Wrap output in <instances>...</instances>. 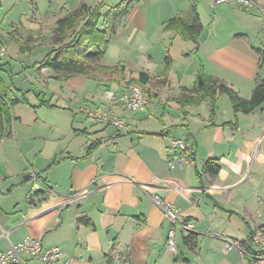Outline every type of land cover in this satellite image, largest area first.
<instances>
[{"label":"crops","instance_id":"0c3cea01","mask_svg":"<svg viewBox=\"0 0 264 264\" xmlns=\"http://www.w3.org/2000/svg\"><path fill=\"white\" fill-rule=\"evenodd\" d=\"M128 1L129 12L103 62L121 64L133 78L148 74L150 105L132 114L110 104L108 93L124 91L115 78L108 82L102 76L99 82L80 76L62 83L49 70L33 67L42 60L24 68V86L13 82L20 92L12 91L10 98L27 104L12 107V135L0 142V253L31 238L61 249L63 256L54 264H172L178 251H167L171 225L155 196L194 225L204 224L203 214L212 227L208 216L218 217L219 208L253 223L250 236L263 223L264 104L236 114L230 98L220 95L211 121L207 102L186 106L185 116L175 99L183 88L193 89L201 67L250 99L258 74L264 79V20L235 8H214L215 0ZM84 2L92 5L78 4ZM193 5L203 26L198 44L165 30ZM69 11L64 6L57 20ZM0 66V79L9 87L8 63ZM42 101L69 110L71 124L60 122L55 112L57 124L46 121L49 110ZM89 113L123 118L126 132ZM171 139L186 140L190 151L171 152ZM208 161L220 167L218 176L204 173ZM208 203L214 206L206 215L201 208ZM179 231L184 244L189 233L194 235L197 245L185 247L196 252L202 233ZM212 231L206 230L225 237Z\"/></svg>","mask_w":264,"mask_h":264},{"label":"trees","instance_id":"16d2710c","mask_svg":"<svg viewBox=\"0 0 264 264\" xmlns=\"http://www.w3.org/2000/svg\"><path fill=\"white\" fill-rule=\"evenodd\" d=\"M1 1V0H0ZM131 2L121 1L118 5L109 8L105 13V2L102 1L94 6L86 3H80L76 8L67 12L58 19L53 36L48 40L51 45V51L40 62L33 67L39 70H49L57 80L66 81L75 76H84L95 81H102V76L107 78L108 82H114L111 79V73L120 74L126 77L125 68L121 64L110 67L104 64L106 49L111 42L112 36L117 32L118 27L127 16ZM203 26L199 13L193 5L188 11L180 16L170 20L166 31H177L180 35L195 44H198L199 36ZM41 41H46L41 35L38 37ZM33 49L30 41L20 45L22 53ZM166 68L170 67V58L166 57ZM264 65V61L262 66ZM0 72L1 66H0ZM151 77L146 73L138 74L137 78H129L127 84H134L145 88L150 82ZM12 91L20 92L13 84L6 87L0 79V142L4 138L12 135V107L20 102L27 104L22 99L10 98ZM220 95H227L236 114H250L255 109L264 104V79L258 74L254 90L250 99L242 98L235 90L229 87L225 82L209 77L201 67L193 89L183 88L181 94L175 99V102L181 107L184 115V108L188 105H200L207 102L210 109V120L213 121L218 113V99ZM40 106L54 108L50 102H41ZM95 147V144L88 148V153ZM204 173H209L213 178L218 176L220 167L213 161H208L204 165ZM37 194V193H36ZM88 224V220L82 218L79 220ZM252 235V234H251ZM195 237L192 233L184 238L186 245H193ZM244 251V257H262L264 253L255 254L251 245V236L240 243Z\"/></svg>","mask_w":264,"mask_h":264},{"label":"rangeland","instance_id":"374dc122","mask_svg":"<svg viewBox=\"0 0 264 264\" xmlns=\"http://www.w3.org/2000/svg\"><path fill=\"white\" fill-rule=\"evenodd\" d=\"M81 0H1L0 1V45L5 47L4 56H0V65L8 63L7 71L9 80L6 82L11 85L12 82L15 86L19 84L24 86L22 82L25 79L24 68L33 64L34 61L43 60L45 56L51 51V45L48 40L51 39V33L54 26L56 27L57 18L61 13L64 6L72 10L76 8ZM92 1V5L98 4L102 1L105 2L106 8H111L121 2L116 0H87ZM88 3V2H84ZM110 6V7H108ZM219 7V6H218ZM223 7H230L223 5ZM105 8V9H106ZM232 8V7H230ZM238 9V8H235ZM240 10V9H238ZM246 14H254L257 17L259 15L254 12H247L241 10ZM262 19L261 17H259ZM264 20V18L262 19ZM40 35L46 39V41H41L38 37ZM30 41L33 49L31 51H26L22 53L20 51V45L25 44ZM1 73V72H0ZM132 74L126 75L122 78L120 74L111 73V79L115 78L118 84H127L129 78ZM80 77V76H75ZM78 79V78H75ZM123 79V80H122ZM119 80V81H118ZM67 81V80H66ZM64 83V81H61ZM122 82V83H121ZM22 83V84H21ZM83 88V84L79 89ZM37 89V88H36ZM146 89V88H145ZM147 90V89H146ZM113 93H108V95ZM107 95V97H108ZM110 99H108L109 101ZM24 103V102H20ZM110 104H113L111 100ZM26 104V103H24ZM57 108H48V112H45L44 119L50 121V124H57L56 116L53 112L58 113L60 117V122H66L71 124V112L69 110L59 107L57 103H53ZM42 107V108H43ZM65 116L70 117V119L65 118ZM248 185V184H247ZM218 197V196H217ZM221 201H218L224 207H229V203H226L218 197ZM210 201V200H209ZM212 202V201H211ZM214 203H208V205L202 206V211L207 215L209 210H212ZM210 208V209H209ZM224 208L218 209L216 213L219 215L215 219H211L208 216V221H212V227L209 223L205 221V217L202 214L203 225H194L190 223V229H198L202 234L198 241V248L196 252L189 251L185 244L183 243L181 233L179 229L177 230V250L178 254L175 256L176 261L172 264H264V258L255 256L244 257L243 249L238 243L235 242L234 249L230 252H225V243L220 237H215L213 234H208L207 229H212V232H219L220 235L227 236L233 240L246 241L250 236V230L254 227L253 223L247 225L244 220L238 216H230L228 213L224 212ZM258 228V227H257ZM193 246L197 245L192 243ZM191 246L190 248L193 249ZM255 254H260L257 248H253Z\"/></svg>","mask_w":264,"mask_h":264},{"label":"built area","instance_id":"2783aa9c","mask_svg":"<svg viewBox=\"0 0 264 264\" xmlns=\"http://www.w3.org/2000/svg\"><path fill=\"white\" fill-rule=\"evenodd\" d=\"M223 5L247 12H254L262 19L264 18V0H215L212 3V7L214 8ZM4 54L5 47L0 45V56H4ZM107 98L114 102L113 104H116L121 111H127L132 114L146 111L150 105V95L148 91L134 84L126 85L120 96L110 94ZM89 115L91 117H98L103 123L112 124L120 133L126 132V122L123 118L112 114L97 116L96 114L89 113ZM169 149L173 153L186 154L190 151V145L183 139H171ZM181 161L182 158L179 159L180 164H182ZM154 203L157 207L162 209L165 218L171 225L166 242L167 251L171 254H176L178 251L176 243L177 230L179 228L191 230L190 223L181 216L177 208L166 203L160 197L155 196ZM221 239L225 243L224 251L226 253L234 249L235 242L232 239L228 237H221ZM251 245L254 249L257 248L259 253H264V220L263 223L253 231L251 235ZM62 256V251L59 247L46 248L40 241L27 238L12 245L8 251L0 253V264H28L31 261L38 264H54L59 261Z\"/></svg>","mask_w":264,"mask_h":264}]
</instances>
